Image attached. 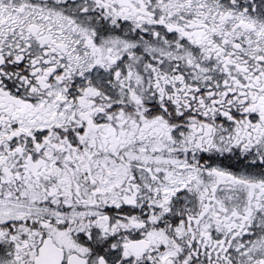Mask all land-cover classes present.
Here are the masks:
<instances>
[{
    "label": "snow or ice",
    "instance_id": "1",
    "mask_svg": "<svg viewBox=\"0 0 264 264\" xmlns=\"http://www.w3.org/2000/svg\"><path fill=\"white\" fill-rule=\"evenodd\" d=\"M0 264H264V0H0Z\"/></svg>",
    "mask_w": 264,
    "mask_h": 264
}]
</instances>
